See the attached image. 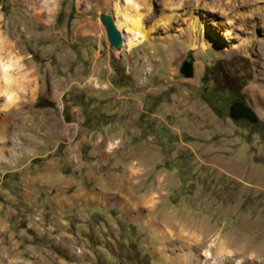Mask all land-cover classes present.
Segmentation results:
<instances>
[{
  "label": "rangeland",
  "instance_id": "obj_1",
  "mask_svg": "<svg viewBox=\"0 0 264 264\" xmlns=\"http://www.w3.org/2000/svg\"><path fill=\"white\" fill-rule=\"evenodd\" d=\"M211 1L133 0L147 38L115 49L99 16L123 33L125 0H0V65L13 61L0 101L15 103L0 137V264H80L55 195L77 173L160 227H123L118 254L103 236L108 264H264V0ZM228 96L257 122L231 120ZM21 144L41 155L21 159Z\"/></svg>",
  "mask_w": 264,
  "mask_h": 264
},
{
  "label": "crops",
  "instance_id": "obj_2",
  "mask_svg": "<svg viewBox=\"0 0 264 264\" xmlns=\"http://www.w3.org/2000/svg\"><path fill=\"white\" fill-rule=\"evenodd\" d=\"M3 79L4 78L0 76L1 88L5 86ZM8 92L7 94H14H12L11 91ZM4 95L6 96V94ZM5 96L4 99L0 101V133H3V135L0 134V137H4L5 133L7 131L9 132L11 129L6 127L4 117L6 108L11 107L9 104L12 106L15 104L12 99L8 101V98ZM12 111H15L14 108ZM9 119L12 120L13 118L9 117ZM21 150L24 153L23 156L22 153L19 154L21 159L27 156H30L29 159H32L41 155V153L35 149V146L29 147L26 144H21ZM55 150L56 147L48 150L44 155L54 154ZM5 155V146L0 143V162L4 161L5 157L3 156ZM46 163L45 168L51 169L50 172L53 171L56 174L58 171H56L57 165H52L50 159H47ZM78 174L79 173L76 175L65 174V177H60L58 181L55 182L57 185L60 183L57 186L59 190L55 191V195L58 196L57 200H61L64 208L63 210L67 213L64 219L58 221L63 229L62 234L64 240L69 245L79 244L80 247L78 248L81 250V257L79 258L81 260L80 264H108L103 260V255L107 259L108 253L105 250L103 254V248L99 240H102L103 236L105 240H110L111 244L115 245L113 247L114 250L112 249L115 254H118L117 244L119 247L123 248L126 245H131L123 233V227L132 231L131 229H134L137 224L141 223L143 227L150 229V231L146 230L148 234H150V232L159 233V231H161L157 224L151 222L148 212L144 213V211L142 212L138 209L136 214L131 213L128 209L127 202L123 200L125 197L113 196L112 194L110 198L104 195L102 199L101 194H99L100 192L98 193L96 189L97 184L92 182L87 185L84 181L85 178L79 177ZM96 180L99 181L100 178ZM86 185L87 187H85ZM71 186H76V188L70 190ZM112 192L123 195L120 189L113 190ZM101 203H103V205H101ZM137 233L142 234L143 232L138 231ZM107 245L111 247L109 244ZM114 253L112 255H114ZM117 264L124 263L118 262Z\"/></svg>",
  "mask_w": 264,
  "mask_h": 264
},
{
  "label": "water",
  "instance_id": "obj_3",
  "mask_svg": "<svg viewBox=\"0 0 264 264\" xmlns=\"http://www.w3.org/2000/svg\"><path fill=\"white\" fill-rule=\"evenodd\" d=\"M99 20L104 26L109 45L112 48L120 49L122 45V38L120 32L114 26L112 16L102 14L99 16ZM192 62L193 58L190 54L182 62L180 66V73L183 77L190 78L193 75ZM228 115L231 120L244 119L250 124L257 122V117L253 110L240 101H235L228 107Z\"/></svg>",
  "mask_w": 264,
  "mask_h": 264
},
{
  "label": "bare ground",
  "instance_id": "obj_4",
  "mask_svg": "<svg viewBox=\"0 0 264 264\" xmlns=\"http://www.w3.org/2000/svg\"><path fill=\"white\" fill-rule=\"evenodd\" d=\"M211 2L214 5H217L215 0H212ZM118 12H120V16L122 17V22L120 25L122 27L123 33H121L116 28L115 24L114 26L121 34L123 45H125L127 48H131L140 44L144 39L147 38L148 32L142 25V16L140 13H138L137 7L135 6L133 0H125V7L123 10L121 9ZM6 71L7 70H5L4 66L0 65V73L2 76L7 75Z\"/></svg>",
  "mask_w": 264,
  "mask_h": 264
},
{
  "label": "trees",
  "instance_id": "obj_5",
  "mask_svg": "<svg viewBox=\"0 0 264 264\" xmlns=\"http://www.w3.org/2000/svg\"><path fill=\"white\" fill-rule=\"evenodd\" d=\"M58 20L60 21L61 18L59 17ZM58 20L56 22H58ZM235 101H237V100L232 99L231 97L228 96L227 99H226V106L229 107ZM35 106L38 107V108L53 107L54 106V103L49 102V101L45 100L43 97L39 96L37 98V101L35 103ZM244 121H246V120H244Z\"/></svg>",
  "mask_w": 264,
  "mask_h": 264
},
{
  "label": "clouds",
  "instance_id": "obj_6",
  "mask_svg": "<svg viewBox=\"0 0 264 264\" xmlns=\"http://www.w3.org/2000/svg\"><path fill=\"white\" fill-rule=\"evenodd\" d=\"M12 66H13V61L11 59L4 64L5 69L10 68ZM237 264H239V262H237Z\"/></svg>",
  "mask_w": 264,
  "mask_h": 264
}]
</instances>
